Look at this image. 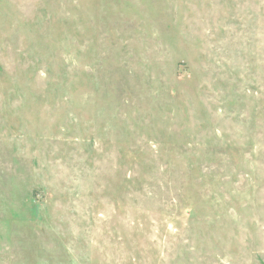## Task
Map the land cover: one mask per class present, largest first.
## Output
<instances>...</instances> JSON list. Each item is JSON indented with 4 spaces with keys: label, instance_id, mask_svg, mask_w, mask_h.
<instances>
[{
    "label": "rangeland",
    "instance_id": "obj_1",
    "mask_svg": "<svg viewBox=\"0 0 264 264\" xmlns=\"http://www.w3.org/2000/svg\"><path fill=\"white\" fill-rule=\"evenodd\" d=\"M0 264H264V0H0Z\"/></svg>",
    "mask_w": 264,
    "mask_h": 264
}]
</instances>
